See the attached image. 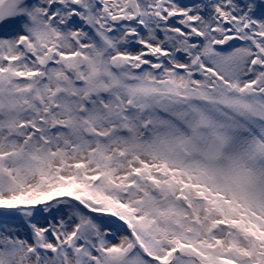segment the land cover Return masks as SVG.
<instances>
[{"label":"snow or ice","instance_id":"1","mask_svg":"<svg viewBox=\"0 0 264 264\" xmlns=\"http://www.w3.org/2000/svg\"><path fill=\"white\" fill-rule=\"evenodd\" d=\"M0 264H264V0H0Z\"/></svg>","mask_w":264,"mask_h":264}]
</instances>
